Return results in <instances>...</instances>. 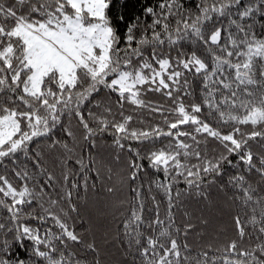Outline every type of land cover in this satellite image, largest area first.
<instances>
[{
	"label": "snow or ice",
	"instance_id": "6c2138e0",
	"mask_svg": "<svg viewBox=\"0 0 264 264\" xmlns=\"http://www.w3.org/2000/svg\"><path fill=\"white\" fill-rule=\"evenodd\" d=\"M0 264H264V0H0Z\"/></svg>",
	"mask_w": 264,
	"mask_h": 264
},
{
	"label": "trees",
	"instance_id": "16d2710c",
	"mask_svg": "<svg viewBox=\"0 0 264 264\" xmlns=\"http://www.w3.org/2000/svg\"><path fill=\"white\" fill-rule=\"evenodd\" d=\"M227 220V217L225 216V221Z\"/></svg>",
	"mask_w": 264,
	"mask_h": 264
}]
</instances>
